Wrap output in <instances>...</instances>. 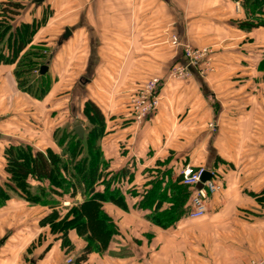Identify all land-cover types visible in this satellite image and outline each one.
I'll return each instance as SVG.
<instances>
[{
  "label": "crops",
  "instance_id": "crops-1",
  "mask_svg": "<svg viewBox=\"0 0 264 264\" xmlns=\"http://www.w3.org/2000/svg\"><path fill=\"white\" fill-rule=\"evenodd\" d=\"M22 2L15 26L52 8L46 26L54 32L43 39L54 44L45 75L50 89L43 99L24 92L17 64L0 60V186L9 181L8 144L58 152L55 131L83 117L91 101L104 117L100 146L109 171H123L129 184L127 207L103 203L119 233L82 264H252L264 258V26H240L247 13L239 0ZM37 35L33 45L40 43ZM174 35L213 47L207 67L185 79L169 77L173 64L187 63L183 48L171 43ZM156 76L166 78L159 107L138 122L132 98ZM187 165L215 170L221 187L203 217L185 215L188 197L178 221L162 228L150 218L154 207L139 204L160 172L172 169L168 178L181 182ZM84 199L76 195V203ZM22 202L13 192L0 206V264H68L56 239L34 243L24 218L12 222ZM36 208L32 228L49 229ZM11 224L17 228L12 234Z\"/></svg>",
  "mask_w": 264,
  "mask_h": 264
},
{
  "label": "trees",
  "instance_id": "trees-1",
  "mask_svg": "<svg viewBox=\"0 0 264 264\" xmlns=\"http://www.w3.org/2000/svg\"><path fill=\"white\" fill-rule=\"evenodd\" d=\"M239 1L247 13V18L240 23V26L246 30L264 26V0ZM3 3L5 4L3 15L8 21L4 22V26L3 22L1 23L0 44L3 45H0V60L16 63L15 75L21 90L37 99H43L50 89V83L45 79V75L49 71L47 70L46 73L40 74L39 78L34 79L33 70H41L43 65H49L51 56L50 53L43 52V47L32 50L31 47H28L32 35L40 27V22L37 19L32 23L15 26L14 20L25 4L22 0H5ZM6 48L7 52L5 53ZM85 111L97 116L100 126L99 129H94V132L98 137L101 136L104 132V117L101 110L95 103L88 101ZM59 130L60 128L55 131L54 136L60 144L62 139L58 140ZM66 136L64 135L63 138ZM75 138L76 140H73L68 148L69 158L66 160L51 148L42 151L30 143L11 142L8 144L4 151V157L7 161L5 170L9 174V181L5 186H0V206L11 197L13 192L31 202L45 204L46 202L41 200V194L46 192L47 188L41 186L38 188V193H34L31 190V180L40 184L47 183L51 193L66 198L75 199L76 195L81 192L85 199L82 203H77L71 208L70 215L62 217L60 211L55 209L42 218L41 224L43 226L48 224L55 230H60L63 246H69L70 251L74 250L75 246L70 239L69 231L77 230L79 236H82L86 241V245L72 264H82L89 259L91 254L107 249L113 237L119 233L116 222L105 211L103 203L113 202L119 206L127 207L123 192L129 182L123 181L125 180L124 176L127 175L123 174V171L117 174L109 171L103 150L92 135L87 139L89 151L88 155L84 157H81L84 140L78 135ZM171 170L166 169L160 174L158 173L160 178L157 175L155 180L150 182L152 187L144 194L139 204L143 207H154L150 218L162 228L171 227L178 221L183 212L182 207L189 197L188 187L168 178L171 176ZM99 186H102V190L99 189ZM166 203H169L170 206L160 211Z\"/></svg>",
  "mask_w": 264,
  "mask_h": 264
},
{
  "label": "rangeland",
  "instance_id": "rangeland-1",
  "mask_svg": "<svg viewBox=\"0 0 264 264\" xmlns=\"http://www.w3.org/2000/svg\"><path fill=\"white\" fill-rule=\"evenodd\" d=\"M3 2L4 1H2L0 4V30H2L1 23L3 22V26H4V22L8 21V20H6V16L3 15V12H4L3 8L5 5ZM52 14H53V12H52V8L50 6L42 8V11L40 14L41 18L39 19V22H40L39 28L40 29H38V31L34 35H32V38H31L32 40L30 42V44L32 43V45H30V44L28 45V47H31L30 48L31 50L36 49L37 47H43V49H44L43 52L49 53L50 52L49 47L54 46L53 43L50 44V43L45 42L43 40L44 36L46 34H49L50 30H52L51 27L46 26L48 23L49 17ZM52 25L54 27H56L57 29H59L57 27V24H52ZM52 32H54V29L52 30ZM37 33L39 34V35H37V38H38L37 40H39L40 43L37 45H33L34 38H35V35ZM0 45L2 46L3 44H0ZM28 51H30V50H28ZM20 56H23V55L20 54ZM16 62H18V61H16ZM33 75H34V79H37L40 77V76H36L35 69L33 70ZM78 125H82L84 128V134H83V138H82V140H84L83 141V152H82L81 157L88 155L89 146L87 143V139L91 135L95 138L96 143L100 145V138L102 137L103 133L101 134V136L98 137L96 132H94V129H99V126H100L99 120H98L97 116H93L91 112L89 113L88 111H85V115L83 117H81V116L76 117L75 116V117H73V119L70 118V119L66 120V124L64 125V127L60 128V130H59L58 140L62 139V141L60 142V144L57 141V144H58L57 145V151L65 160L69 158L68 148H70L72 141L76 140L75 137L77 136L76 134L74 135L75 130L73 129V126L76 127ZM64 135H67V136L65 138H63ZM41 186H43L44 188L45 187L47 188L46 192H43L41 194V200L44 203L45 202L46 203L42 204L40 202H31L28 199L21 197L17 193H15L19 198L22 199V201H23L22 203H24V204H18V206H17L18 207V214L14 215V217L12 216L11 220H12V222H14V221L16 222V220L20 222L21 218H24L23 222H25V225H27L26 226L27 230L25 232L27 233V236H31L32 238H35L34 243H36V241L37 242L40 241L41 239H47V238L50 239L51 238L53 240V238H54L58 241V244L59 243L62 244V247H59L57 252L63 254L66 257V261H68L69 259H73L75 261L76 257L79 254H81L82 250L84 249V246L86 245V241L83 239L82 236H79L77 230L71 229L69 231L70 232V239H71L73 245L75 246L74 250L70 251L69 246H67V247L63 246L64 242H63L62 233L60 232V230H55L54 228H52L50 225L47 224V226H49V229L46 228V229H43L42 231H38L37 229L32 228L31 224L33 223L32 219L34 217V212H33L34 209L33 208L37 207L36 210L38 208H40V210H41L40 215L42 218H44V215H47L48 213L54 211L55 209L60 211L62 217H65L68 214L70 215L71 214V212H70L71 208L74 205H77L76 198L71 199V198H66L64 196H59L57 194L51 193L48 189L49 187H48L47 183H41V185L39 183H34V184H32L31 190L34 193H38V188ZM80 199H82V198L80 197ZM35 216H37V215H35ZM12 226L11 227L13 229L9 230L10 234H12L14 230H15L14 232H17V228H14V225H12ZM30 226H31V228H28ZM41 226H43V225L41 224ZM15 227H17V226H15Z\"/></svg>",
  "mask_w": 264,
  "mask_h": 264
},
{
  "label": "built area",
  "instance_id": "built-area-1",
  "mask_svg": "<svg viewBox=\"0 0 264 264\" xmlns=\"http://www.w3.org/2000/svg\"><path fill=\"white\" fill-rule=\"evenodd\" d=\"M174 46L182 47L187 63H175L171 66L168 76L172 78L185 79L192 75L194 69L202 64L210 63L213 48L210 46L195 47L190 43L183 42L179 37H171ZM40 69H35L36 76H40ZM165 77H153L143 88L132 98V107L135 112V119L143 121L159 107L161 96L160 89L165 84ZM209 172V179L202 182L203 175ZM181 183L189 189V200L186 206L185 215L189 218H200L208 212V201L210 196L217 192L221 184L217 173L205 166L195 169L191 165L185 166L181 171ZM202 185L201 187L199 185ZM73 263V259L67 261ZM252 264H264V258L256 259Z\"/></svg>",
  "mask_w": 264,
  "mask_h": 264
},
{
  "label": "water",
  "instance_id": "water-1",
  "mask_svg": "<svg viewBox=\"0 0 264 264\" xmlns=\"http://www.w3.org/2000/svg\"><path fill=\"white\" fill-rule=\"evenodd\" d=\"M36 2H40V1H43V0H35ZM69 35V30L66 31V33L64 34V38L68 37ZM48 70V65H43L41 67V74H44L46 73V71ZM75 132L76 134L79 136V138H82L83 137V134H84V128L82 125H78L75 127ZM210 177V173L209 172H206L203 177H202V182L209 179ZM200 187L202 186L201 184L199 185Z\"/></svg>",
  "mask_w": 264,
  "mask_h": 264
}]
</instances>
